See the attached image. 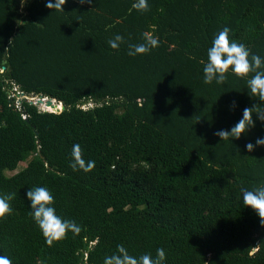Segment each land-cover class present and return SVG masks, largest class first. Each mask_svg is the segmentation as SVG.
Listing matches in <instances>:
<instances>
[{
	"label": "trees",
	"instance_id": "obj_1",
	"mask_svg": "<svg viewBox=\"0 0 264 264\" xmlns=\"http://www.w3.org/2000/svg\"><path fill=\"white\" fill-rule=\"evenodd\" d=\"M46 2L0 0V195L15 194L0 256L103 264L122 244L133 256L163 248L165 264H264V226L240 192L264 186V146L245 148L264 123L254 114L241 138L214 135L264 102L231 71L204 84L201 63L225 26L264 59V0H148L144 13L136 0H66L64 11ZM116 34L119 50L108 45ZM148 34L159 47L129 56ZM16 89L65 108L41 110ZM74 144L91 172L69 166ZM39 186L79 235L45 243L26 196Z\"/></svg>",
	"mask_w": 264,
	"mask_h": 264
},
{
	"label": "clouds",
	"instance_id": "obj_2",
	"mask_svg": "<svg viewBox=\"0 0 264 264\" xmlns=\"http://www.w3.org/2000/svg\"><path fill=\"white\" fill-rule=\"evenodd\" d=\"M81 4H91L92 0H79ZM66 0H47L45 6L49 9L64 11L62 7ZM132 8L138 12L144 13L150 10L148 0H136ZM230 29L225 26L214 37L211 47L207 49V62L201 60L203 64V83L223 85L228 79V73L231 71L237 78L246 81L248 92L252 97L264 102V59L259 55L250 52V49L243 43L230 40ZM125 43V38L116 34L113 39L108 41L110 48L119 50L120 45ZM128 55H144L151 52L152 49L159 47V39L153 35H145L144 42L140 44L128 43ZM231 108L236 107V101H232ZM256 120L264 123V107H245L242 112V118L231 127L230 130H218L214 135L220 140H231L241 138L251 128L255 127L253 115ZM264 146V137L257 138L255 143L248 142L245 148L248 152H253L256 147ZM71 161L69 166L73 171L82 170L85 173L91 172L95 167V161H86L83 158V149L79 144H74L71 151ZM240 192L243 196V204L250 207L260 218V223L264 226V186H258L249 190L241 187ZM15 194L0 195V222L5 221L13 213L11 201ZM30 200L31 216L35 224L41 230L45 243L52 247L67 239V234L71 232L73 236L79 235L82 227L74 220L63 219L56 214L53 207L55 198L53 194L43 186L30 188L26 192ZM166 252L163 248H157L155 257L150 253L140 256L129 254L124 245L118 244L116 251L109 256H105L103 264H165ZM0 264H13L7 256H0ZM41 264H44L41 261Z\"/></svg>",
	"mask_w": 264,
	"mask_h": 264
},
{
	"label": "rangeland",
	"instance_id": "obj_3",
	"mask_svg": "<svg viewBox=\"0 0 264 264\" xmlns=\"http://www.w3.org/2000/svg\"><path fill=\"white\" fill-rule=\"evenodd\" d=\"M12 97L13 98H16L17 100H20V101L22 99H25V98L27 99L28 98V99L32 100L33 102H35L37 104V99L40 98V97H42V96H30V95H27L26 96L24 93L19 92L18 89H16V92H14V94L12 95ZM47 98H50V97H45V99H47ZM52 99L54 100L55 103H58V104L62 103V102L58 101L56 98H52ZM37 106L41 110H47V111L54 112L52 109H48L45 104H38ZM88 106H91V105H88ZM82 107L86 108V105H83ZM25 167H26V163H21L20 169L25 168ZM15 173H17V172H12V173H9V174L10 175H13Z\"/></svg>",
	"mask_w": 264,
	"mask_h": 264
},
{
	"label": "water",
	"instance_id": "obj_4",
	"mask_svg": "<svg viewBox=\"0 0 264 264\" xmlns=\"http://www.w3.org/2000/svg\"><path fill=\"white\" fill-rule=\"evenodd\" d=\"M38 104H45L47 107L49 106L54 112H60L65 108L64 104L60 103L58 105V103H55L52 98L45 99V97H40L37 99V105Z\"/></svg>",
	"mask_w": 264,
	"mask_h": 264
},
{
	"label": "bare ground",
	"instance_id": "obj_5",
	"mask_svg": "<svg viewBox=\"0 0 264 264\" xmlns=\"http://www.w3.org/2000/svg\"><path fill=\"white\" fill-rule=\"evenodd\" d=\"M59 105V104H58ZM47 107V106H46ZM48 109H51L49 106L47 107Z\"/></svg>",
	"mask_w": 264,
	"mask_h": 264
}]
</instances>
